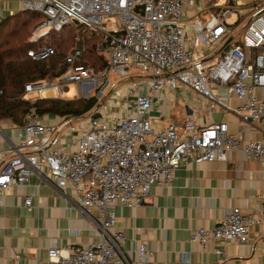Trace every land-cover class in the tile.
<instances>
[{
	"label": "built area",
	"instance_id": "obj_1",
	"mask_svg": "<svg viewBox=\"0 0 264 264\" xmlns=\"http://www.w3.org/2000/svg\"><path fill=\"white\" fill-rule=\"evenodd\" d=\"M260 2L264 0H222L219 5L217 0H197L202 10L193 11L189 0H22L23 10L43 15L31 41L66 25H80L103 35L96 49L108 62L104 70L95 71L83 62L77 40L64 56L66 70L54 79L26 83L25 98L66 99L63 93L72 82L79 88L73 99L94 96L93 107L82 116L48 123L31 106L16 131L20 144L11 146L14 152L7 158L0 153V195L37 175L78 208L100 235L88 245L61 247L54 241L41 264H154L153 251L144 241L135 259L124 255L126 237L113 229V203L139 207L153 185L171 183L180 165L225 160L233 149L264 166V101L257 94L264 87ZM232 15H237L235 23L246 16L238 31L228 22ZM54 54L47 44L27 51L34 61ZM109 70L136 79L108 96L106 88L115 87L107 78ZM178 88L190 89L246 127L258 125L262 137L246 139L241 130L231 131L227 121L197 126L185 118L180 133L173 122L156 127L153 103L158 95ZM259 199L264 213V193ZM24 206L31 210L30 197ZM258 222L232 207L213 228L192 229L190 241L201 246L246 243L249 226Z\"/></svg>",
	"mask_w": 264,
	"mask_h": 264
},
{
	"label": "crops",
	"instance_id": "obj_2",
	"mask_svg": "<svg viewBox=\"0 0 264 264\" xmlns=\"http://www.w3.org/2000/svg\"><path fill=\"white\" fill-rule=\"evenodd\" d=\"M192 8L202 10L197 1ZM21 10L22 0H0V21ZM246 13L244 10L243 15ZM245 21L246 16L239 23ZM257 94L264 101V87L257 88ZM151 118L159 128L173 122L178 133L182 131L181 122L190 118L197 126L227 121L231 131L241 130L246 139L262 137L258 125L246 127L236 116L185 88L158 95ZM57 119L55 115L41 116L48 123ZM18 126L9 119H0V153L6 158L14 152L11 146L20 144ZM262 193L264 166L247 159L242 150L233 149L225 160L180 165L171 183L153 185L139 207L113 203V229L125 235L122 249L131 260L137 257V246L144 241L153 251L154 264H264ZM26 197L32 200L31 210L24 206ZM232 207H238L247 218L259 220L249 226L246 243L209 242L201 246L190 241L192 229L213 228ZM99 238L88 218L37 175L0 195V264H41L47 260V249L54 241L66 247L88 245Z\"/></svg>",
	"mask_w": 264,
	"mask_h": 264
},
{
	"label": "trees",
	"instance_id": "obj_3",
	"mask_svg": "<svg viewBox=\"0 0 264 264\" xmlns=\"http://www.w3.org/2000/svg\"><path fill=\"white\" fill-rule=\"evenodd\" d=\"M42 20L43 15L36 11L21 10L0 21V119H9L17 125L22 124L31 106L40 116L61 118L82 116L93 107L94 96L70 100L39 98L34 102L25 98L26 83L54 79L66 70L64 56L77 40L83 48V62L97 72L108 66L104 55L96 49L103 35L80 25H66L58 32L51 31L36 42L31 41L33 27ZM43 44L51 45L55 54L46 60H32L27 51Z\"/></svg>",
	"mask_w": 264,
	"mask_h": 264
},
{
	"label": "rangeland",
	"instance_id": "obj_4",
	"mask_svg": "<svg viewBox=\"0 0 264 264\" xmlns=\"http://www.w3.org/2000/svg\"><path fill=\"white\" fill-rule=\"evenodd\" d=\"M197 0H189V3L191 4H194ZM222 0H217V5H219L221 3ZM244 3H248L250 2L251 0H243ZM261 5V7H264V2H260L259 3ZM246 9V6H242L240 7V10H241V13L243 14L244 10ZM206 14V11H203L201 13H199V16L203 17V15ZM236 17L237 15H232L229 19H228V22L230 24H235L236 27H235V31H238L240 30L243 26H244V23L241 22V23H235L236 22ZM116 21V19H115ZM42 21H40L39 23H41ZM38 23V24H39ZM36 24L33 29H32V32H31V36L33 35L34 31H35V28L36 26L38 25ZM50 33V32H49ZM36 42V41H35ZM133 69L130 70V73L133 74V72H131ZM135 73H137V70H134ZM107 78L108 80L110 81V85L111 84H114V89L112 88V91L110 89V87H107L105 92L104 93H109L108 96L111 94V93H115L116 91L120 90L121 88H123L125 85H128L131 83L132 80L136 79L135 77H127V78H124L122 77L119 73H117L116 71L114 70H109L108 74H107ZM67 87H68V90L65 91L63 93L64 97H66L67 100H70V99H73V97L79 92V88L76 86V84L70 82L67 84ZM94 94L95 93V90H92L89 92V94ZM82 94V93H81ZM107 96V97H108ZM168 100V99H167ZM178 102V101H177ZM168 103V101H167ZM110 107V105H109ZM77 124V121H74L73 125H76ZM65 136L67 139H70L71 137V134L70 133H65Z\"/></svg>",
	"mask_w": 264,
	"mask_h": 264
}]
</instances>
